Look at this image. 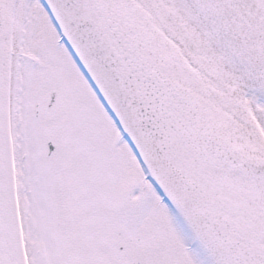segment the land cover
<instances>
[{
  "label": "rangeland",
  "instance_id": "obj_1",
  "mask_svg": "<svg viewBox=\"0 0 264 264\" xmlns=\"http://www.w3.org/2000/svg\"><path fill=\"white\" fill-rule=\"evenodd\" d=\"M54 89L59 100L49 111ZM10 94L28 264H227L225 255L264 264V254L251 258L246 240L241 253L213 240L216 253L187 235L40 0H20ZM254 103L264 115V98ZM50 140L56 150L49 157ZM226 200L229 209L222 213L238 215L240 234L264 239L252 231L256 217L240 216ZM263 227L260 222L257 228Z\"/></svg>",
  "mask_w": 264,
  "mask_h": 264
},
{
  "label": "bare ground",
  "instance_id": "obj_2",
  "mask_svg": "<svg viewBox=\"0 0 264 264\" xmlns=\"http://www.w3.org/2000/svg\"><path fill=\"white\" fill-rule=\"evenodd\" d=\"M107 1L122 23L138 36L148 59L177 85V98L180 100L182 94L190 101L192 118L184 116L187 115L184 111L179 115L194 125H201L206 132L226 143L238 146L247 155L264 160V115L254 103L264 98V32L248 30L225 0ZM19 5L20 0H0L8 102ZM150 22L153 28L148 25ZM212 102L217 108L212 107ZM182 153L189 159L186 170L190 172V178L196 177L194 181L204 185L213 196L225 194L241 210L240 216H255L256 228L252 231L256 236L264 234V227L257 228L260 222L261 225L264 223L263 182L196 155H191L190 159V154L184 150L177 156ZM226 204L221 205L222 211L229 209ZM186 206L197 224L198 233L212 236L226 250L233 252L241 253L246 240L253 246L249 253L255 262L258 259L256 253L264 254V239L240 234L238 215L233 218L223 212L222 218L218 204L209 203L200 209ZM217 211L222 224L218 227L216 224L217 232H213L212 222L216 221ZM236 236L243 240L238 242ZM23 239L26 247L24 232ZM212 247L216 253L219 251L218 246L215 248L212 244ZM225 256L230 259L227 264H246L243 259L238 262ZM220 259L223 261L222 257ZM3 261L0 236V264Z\"/></svg>",
  "mask_w": 264,
  "mask_h": 264
},
{
  "label": "water",
  "instance_id": "obj_3",
  "mask_svg": "<svg viewBox=\"0 0 264 264\" xmlns=\"http://www.w3.org/2000/svg\"><path fill=\"white\" fill-rule=\"evenodd\" d=\"M41 1L140 162L178 206L186 209V205H192L200 209L209 203H218L189 177L187 155L177 156L183 150L190 154V159L196 155L264 183L263 159L247 155L238 146L226 143L179 115L181 111L186 113V109L176 98L173 83L148 59L131 31L109 8L107 0ZM226 1L252 30L258 33L264 30V0ZM4 60L1 31L0 234L5 246V264H27ZM57 96L53 91L49 109L56 104ZM184 116L191 118L188 114ZM48 146V155H51L56 147L52 141Z\"/></svg>",
  "mask_w": 264,
  "mask_h": 264
}]
</instances>
